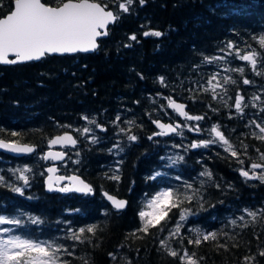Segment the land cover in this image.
I'll list each match as a JSON object with an SVG mask.
<instances>
[{
	"label": "trees",
	"instance_id": "16d2710c",
	"mask_svg": "<svg viewBox=\"0 0 264 264\" xmlns=\"http://www.w3.org/2000/svg\"><path fill=\"white\" fill-rule=\"evenodd\" d=\"M13 1L0 0V17ZM42 1L56 6L65 0ZM95 1L119 18L94 52L0 64V139L35 145L24 156L0 150V216L20 221L0 225V239L53 243L66 249L59 256L67 264H181L161 241L180 256L195 253L199 264H264V182L240 175H252L253 163L264 164L258 138L264 134L257 127L264 126V0H133L127 12L119 8L127 0ZM154 31L162 35H144ZM253 52L255 70L237 55ZM237 96L243 97L241 113ZM171 98L185 104L187 115L203 119L180 118L169 107ZM155 120L181 126L159 135ZM213 126L236 157L219 141L191 146L213 140ZM66 131L78 144L64 149L60 173L80 175L92 194L45 188L50 161L43 154L50 138ZM25 168L27 184L18 179ZM254 171L264 175V168ZM104 190L125 198L127 206L113 208ZM163 190L191 199L146 234L139 230L140 212ZM248 212L257 214L255 220ZM90 226L94 234L72 238ZM211 233L215 241L189 243Z\"/></svg>",
	"mask_w": 264,
	"mask_h": 264
},
{
	"label": "snow or ice",
	"instance_id": "6c2138e0",
	"mask_svg": "<svg viewBox=\"0 0 264 264\" xmlns=\"http://www.w3.org/2000/svg\"><path fill=\"white\" fill-rule=\"evenodd\" d=\"M133 0H127V4L120 3L119 8L127 12L128 6L131 5ZM143 4L144 0H140ZM119 17L114 15L112 11L106 10L105 7L99 3L90 2V0H67L66 3H62L58 7H50L42 3L41 0H15L14 11H11L6 18L0 19V64H17L27 61L39 60L47 54L55 53H76V52H89L95 51L98 47L97 38L102 35H107V26L114 23ZM145 36L162 35L159 31L145 32ZM132 40L136 37L133 35ZM261 47H264V38L260 40ZM231 47V45H230ZM239 59L248 62L253 70L256 68L257 53L240 56L237 53ZM14 57L10 59L9 57ZM241 73L243 69H237ZM212 79H216L215 76ZM163 83V81H161ZM228 79H225V83ZM211 83V81H210ZM244 84H249L250 81L245 79ZM214 90V89H213ZM258 99V97L256 98ZM243 97L237 96L235 99V108L238 113L242 112ZM169 106L175 109L180 116L185 117L188 120H201V116H190L184 111V106L174 103L169 100ZM94 123V121H90ZM157 127L161 129L159 135H167L168 133L175 132L176 127L172 125H164L157 123ZM260 133L264 134V126L257 125ZM191 130V129H189ZM199 130V129H197ZM84 133L89 132L88 128L83 129ZM211 133L214 134V139L204 141L201 144L193 143L191 146L207 147L210 143L219 141L226 152H229L233 157L237 156L233 145L222 134L217 126L211 128ZM13 137L18 133H11ZM264 140V135L258 137ZM129 140L135 141L136 136L132 135L128 137ZM76 140L70 135L57 136L55 139L50 140L49 147L52 145L61 146H75ZM0 149H4L8 152L17 154H30L35 151L33 146L27 144H21L19 141L8 142L4 139H0ZM43 159L62 160L64 158L63 152H51L49 151ZM261 160H264V155L261 156ZM253 174L250 175L248 171L241 170L240 175L245 179H259L264 182V175L256 176L255 169L264 168V164L253 163L251 165ZM20 171V170H18ZM30 171L25 168L20 171L18 179L23 180L25 184L28 183V177L24 174ZM49 173L54 174L55 168H49ZM202 175L211 176V173H202ZM113 179H119L118 176H113ZM65 177H55L50 175L48 177L49 190H56L61 192H84L90 193L91 187L84 183L76 176L69 177L72 181L71 186L54 188L53 185L64 180ZM3 182V177H0V183ZM189 188L191 186H188ZM13 191L21 192L20 188H14ZM107 195V194H106ZM107 199L112 203L113 207L117 210H121L126 206V201L118 200L110 195H107ZM191 197L187 194L184 195V199L180 198V194L171 190H164L155 195V197L148 203V208L151 211L140 212V218L143 222V227L139 230L148 233L151 227H157L162 220L168 217L169 211L172 208L179 207L185 200H190ZM248 215L255 220L256 213L248 212ZM186 219V210H181L180 220ZM243 219V217H241ZM35 222V221H33ZM235 223V222H233ZM18 219H8L4 216H0V225H19ZM5 232L8 230L5 229ZM96 226H90L86 229L79 230V234L73 233L72 238L80 240L81 236L85 233H95ZM176 233L180 231L179 225H177ZM175 234V233H174ZM217 239L216 233L207 235H198L195 240H190L189 243H194L199 246L202 241H215ZM161 246L165 248L168 255L172 257H180L181 264H199V261L195 257V253L184 252L183 256L168 248L165 241H161ZM219 247H225V245H218ZM66 251L60 246L47 241H33L31 239H21L20 236H9L7 239H0V264H67L66 261L61 260L59 253ZM264 256V251L260 253ZM254 258H246V261Z\"/></svg>",
	"mask_w": 264,
	"mask_h": 264
},
{
	"label": "water",
	"instance_id": "95a60500",
	"mask_svg": "<svg viewBox=\"0 0 264 264\" xmlns=\"http://www.w3.org/2000/svg\"><path fill=\"white\" fill-rule=\"evenodd\" d=\"M41 2L44 3L42 0H41ZM66 2H67V0L63 1L62 3H66ZM90 2L99 3V2H97V1H95V0H90ZM14 3H15V0L13 1V7H12L11 11H14ZM62 3L59 4V5H56V6L49 5V4H46V3H44V4H46L47 6H50V7H58V6H61ZM99 4H100V3H99ZM101 6H103V5L101 4ZM103 7H104V6H103ZM106 10H108V11H112L111 9H107V8H106ZM11 11H9L7 14L1 16L0 19L6 18V16L9 15V14L11 13ZM112 12H113V11H112ZM113 13H114V12H113ZM114 15H115V14H114ZM112 24H113V23H111V24H109V25L107 26V33H108V29H109V27H110ZM107 35H108V34H107ZM107 35H102V36H100V37L97 38V44H98V46H99V40L102 39V38L107 37ZM97 48H98V47H97ZM90 52H94V51H89L88 53H90ZM76 53H78V52H76ZM64 54H74V53H64ZM248 54H251V53H248ZM248 54H247V55H248ZM48 55H63V54L55 53V54H48ZM9 58H10V59H14V57H11V56H10ZM39 60H40V59H39ZM33 61H37V60H33ZM3 65H9V64H3ZM170 100H172V101H173L174 103H176V104L183 105V106H184V111L186 112V107H185V104H184L183 102H180V101H177V100H173L172 98H171ZM169 107H170V106H169ZM170 109L174 110V111L179 115V113H178L175 109H173L172 107H170ZM179 116H180V115H179ZM180 118H184V117L180 116ZM157 123L164 124V125H172L173 127H176L177 125H179V127L181 126V123H180L179 121H174V122L172 123V122H164V121H162V120H155V121H154V125H155L156 127H157ZM179 127H177V130H176L175 132L168 133L167 135H170V134L176 133V132L178 131V128H179ZM157 128H158V130L161 132V129H160L159 127H157ZM65 134L72 136L73 139H75V140L77 141L75 135H74L72 132H69V131L62 132V133H59V134H55L54 136H52V137L50 138V140L55 139L57 136H63V135H65ZM50 140L48 141V144H47V145H48V148L45 150L43 156H45L49 151H51V152H63V153H64V158H65V157H66V153L64 152L63 148H68V147H69V148H73V147H75V146L78 144V141H77L75 146H71V145L61 146V145L57 144V145H52L51 147H49V142H50ZM5 141L13 142V141H10V140H5ZM21 144H27V145L33 146V147L35 148V145H33V144H28V143H21ZM0 150L3 151V152H5V153H8V154H10V155H12V156H24V155H29V154H17V153H12V152H8V151H6V150H4V149H0ZM30 154H32V153H30ZM64 158H63L62 160L47 159L48 161H50V164L46 167L47 175H46L45 180H44V185H45L46 190H47L48 192H61V191H56V190H52V191L49 190V186H48V177H49L50 175H53L54 178H55V177H59V176H63V177H65L64 180L60 181V182L57 183V184H54V185H53L54 188L71 186L72 181H71L70 179H68V178H69V177H72V176H76V177H78L80 180H82L84 183L88 184V185L91 187V185H90L86 180H84L80 175H78V174L71 173V174H69V175H65V174L60 173V168L58 167V163H60L61 161H63ZM49 168H55V169H56V172H55L54 174L49 173V172L47 171ZM64 184H65V185H64ZM91 189H92V188H91ZM71 192L78 193V194H92V193H93V190H92L90 193L76 192V191H71ZM62 193H63V192H62ZM102 194H103L105 200H106V201H107L112 207H113V205H112V203L107 199V195H110V196H112V197H114V198H116V199H118V200H123V201H126V202H127V200H126L125 198H120V197H118V196H116V195H114V194H111V193H109L108 191H105V190L102 192ZM106 194H107V195H106ZM126 206H127V203H126ZM126 206H125V207H126ZM125 207H124V208H125ZM113 208H114V207H113ZM124 208H123V209H124ZM115 209H116V208H115ZM116 210H117V209H116ZM121 210H122V209H121Z\"/></svg>",
	"mask_w": 264,
	"mask_h": 264
},
{
	"label": "rangeland",
	"instance_id": "374dc122",
	"mask_svg": "<svg viewBox=\"0 0 264 264\" xmlns=\"http://www.w3.org/2000/svg\"><path fill=\"white\" fill-rule=\"evenodd\" d=\"M163 191H164V190H163ZM147 211H151V209L148 208Z\"/></svg>",
	"mask_w": 264,
	"mask_h": 264
}]
</instances>
